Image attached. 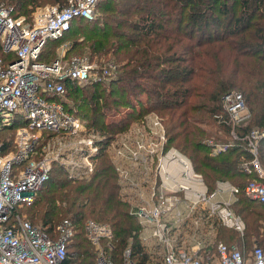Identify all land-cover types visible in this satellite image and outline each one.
<instances>
[{"label": "trees", "instance_id": "trees-1", "mask_svg": "<svg viewBox=\"0 0 264 264\" xmlns=\"http://www.w3.org/2000/svg\"><path fill=\"white\" fill-rule=\"evenodd\" d=\"M0 1L11 5L16 15L29 16L45 3L64 6L68 2ZM233 1L238 6L231 10L227 0H106L98 3L103 13L73 21L69 31L76 23L77 27L68 52L90 57V62L96 59L97 64L112 68L114 75L93 79L83 87L67 81L64 96L56 98L71 96L75 104L68 106L63 100L66 106L88 117L89 125L104 139L99 141L101 149L89 177L75 178L66 167L54 162L35 201L20 208L50 234L63 218H71L75 235L68 245L65 264H95L94 244L84 229L89 218L112 227L110 252L117 263L122 262L124 249L130 244L133 261L149 264V254L140 239L141 224L121 191L114 162L103 149L115 133L152 110L164 120L166 148L174 146L186 154L210 191L216 189L219 180L239 186L231 206L244 218L246 228L241 235L221 225L227 229L224 239L233 242L228 244L247 249L255 243L264 246V202L251 198L244 189L256 176L253 170L244 168L245 162L250 163L254 157L249 149L250 132L253 128L264 130V0ZM64 37L49 42L40 59H55L54 44ZM0 56L6 61L15 58L14 53L2 47ZM103 67L97 68L100 74ZM144 81L166 90L172 95L171 101H157ZM142 91H147L148 101L141 102L140 112L114 124L105 120L113 106L133 105L132 96ZM229 92L242 93L251 112L236 125L225 121L228 114L222 97ZM21 125H26L25 118L17 115L0 132H17ZM43 135L39 147L48 136L46 132ZM14 140L12 135L1 139L0 153L15 148ZM216 143L227 146L214 154ZM258 157L264 169V136L259 142Z\"/></svg>", "mask_w": 264, "mask_h": 264}, {"label": "built area", "instance_id": "built-area-1", "mask_svg": "<svg viewBox=\"0 0 264 264\" xmlns=\"http://www.w3.org/2000/svg\"><path fill=\"white\" fill-rule=\"evenodd\" d=\"M100 1L45 4L29 17L16 15L11 5L0 1V47L15 55L10 61L0 56V128L11 124L17 115L26 121L17 129L15 148L0 153V264H65L67 259L68 245L75 235L73 221L63 218L50 234L20 208L35 201L54 162H60L75 178L89 177L95 170L99 141L104 136L87 127L56 97L64 96L67 81L87 83L110 73V69L103 67L100 75L92 76L96 68L88 59L76 55L71 60L56 57L44 61L40 56L49 42L64 37L76 18H92ZM222 105L228 114L225 121L233 125L251 115L242 93H226ZM145 128L149 132L143 135L147 136H139L141 130L131 128L128 141L114 144L118 140L115 136L107 148L112 144L115 147L112 159L121 183L133 196L131 212L142 224L141 239L150 247L162 248L159 264H264V246L258 243L247 249L220 240L209 252L176 242L174 226L184 224L193 215L209 218L217 214L222 225L243 235L246 222L231 206L236 200L231 195L236 196L240 188L219 180L216 189L210 191L186 154L173 146L166 148V128L158 114L154 113ZM44 132H48V139L39 147ZM263 136L264 130H251L249 149L254 157L244 164L245 170L256 173L245 185V192L262 202L264 169L258 147ZM226 146L216 143L212 152L217 154ZM227 193L230 197H220ZM84 229L95 245V264H136L130 247L124 251L121 263L115 261L110 252L114 232L109 224L88 219Z\"/></svg>", "mask_w": 264, "mask_h": 264}, {"label": "rangeland", "instance_id": "rangeland-1", "mask_svg": "<svg viewBox=\"0 0 264 264\" xmlns=\"http://www.w3.org/2000/svg\"><path fill=\"white\" fill-rule=\"evenodd\" d=\"M103 1H106V0H101L99 2V4L101 5L103 3ZM227 1H228V6L230 7L231 10H233V8L238 6V4L237 3L235 4L233 0H227ZM45 4L47 5V4H53V3H45ZM99 4L95 8L94 15H97L98 13L99 14L103 13L100 10V5ZM25 16L29 17V15H25ZM76 27H77V23L75 24L73 29H71L66 34L64 39H62L61 41H58V42H56L54 44V47H53L54 54L52 55V58L57 56V57H61L63 59L71 60L72 57L76 56L74 51L68 52V50H67L68 47H70V45L72 43V39H73V35L72 34L76 30ZM81 57L84 58V59H88V61H90L89 60L90 57L88 58L85 55H82ZM92 63L94 64V66L96 68V73L95 72H91V75L92 76L100 75V71L97 68H102L103 66L97 64L96 59L92 60ZM112 75H114V72H113L112 69H110V73H107L105 76L102 75V77L105 79V78H107L106 76L110 77ZM91 81H93V80H90L87 83H89ZM87 83H82V84H80V86L83 87ZM144 85L148 88L149 91H151V92H153L155 94V99H157V101H162V102L171 101L172 95L169 94L166 90H163V89L159 88L158 86L154 85L152 82H149V81H144ZM132 99H133L132 100L133 101V105H130V106H128V105L127 106H113L111 108V110H109L106 113L105 120L107 122H110V123L114 124L115 122H119L118 120L125 119V118L128 119V116L130 114L132 115L133 112L134 113L140 112L141 108H142L141 102H143V100L144 101H148L147 91H142V92L138 93L137 95H133ZM63 100H65L67 102L68 106L69 105L72 106L73 104H75V102H74V100H73V98L71 96H65V98H63ZM154 113L158 114L159 117L162 118V116H160V114L157 113L154 110L142 115L139 119H136L133 122L131 121V123H130V125H129V127L127 129H125V130H123L121 132L115 133L114 137L116 136V138H118V140H117V142H113V143L114 144H118V143H123L124 141H128L130 139L131 133H132L131 132V128H135L137 131L141 130V132L138 133L139 136L143 135V133H148L149 130L146 129L145 127L148 128L149 124H151V117L154 115ZM77 114H80L79 116L86 122L87 127H90L91 129H94V130L97 131L96 128H94V127L89 125V118L88 117L82 115L83 113H81V112H79ZM15 133L17 134L16 131H13V132L12 131L9 132L7 130L6 131H1L0 132V140L3 139L4 137H6L7 135H12V137L14 136L16 138V134ZM47 134H48V132H46V135ZM143 136L145 137L147 135H143ZM150 136H152V135H150ZM150 136H148V137H150ZM41 137H45V135H43V136L41 135L40 138ZM99 137L103 138L101 135ZM151 138H155V137H151ZM47 139H48V137H47ZM47 139H46V141H47ZM68 140H70V139H68ZM111 140H110V142H111ZM231 141H233V140H230V142ZM110 142L107 143V145L104 147L103 150L112 159L113 156L111 155V153H112V151H113V149L115 147L113 146V144L112 145L110 144L111 145V146L109 145L110 148L109 147L107 148V146H108V144ZM100 147H101V145H100ZM97 159L98 158L96 157V162H97ZM112 161H113V159H112ZM58 163H60V162H58ZM119 180H120V177H119ZM120 184H121V187H122L121 191H123L125 199L127 201H129V203L131 205V203H133V196H132V194H130V190H127V188L124 187V185L121 183V181H120ZM206 209L208 210V207ZM204 212H205V210H204ZM65 218H70V217H65ZM89 219H94V218H89ZM138 220L140 222L139 218H138ZM99 222H103V221L99 220ZM104 223L109 224L107 222H104ZM140 224H141V222H140ZM221 225L222 224L220 223L217 214H215V215H213L212 217H209V218L208 217H204V218L202 217L201 218L198 215H196V216L193 215V217L188 218L187 221L184 224L175 225L174 226V232H173L174 239L180 245H184V246L186 245L189 248H192L194 246L196 251H202V250H204L206 248L208 251L212 252L215 249L216 243L218 241H220V240L225 241L227 243H233V242H228V241H226V239H224V238H227V236H225V233H226L227 229L223 228ZM143 231L144 230H143L142 224H141L140 233L142 234ZM140 239H141V237H140ZM141 241H142V244L144 245L145 251L148 252V254H149V258L150 259H149L148 263L149 264H159L160 263L159 261H160L161 255H162V253H161L162 252V248H160L159 246L150 247V246L145 244V241L143 239H141ZM148 244H152V242H148ZM103 245H105V241L103 242ZM93 247H94V250H95V245H93ZM128 247L131 248V245L129 244L127 246V248ZM127 248H125L124 251ZM74 264H76V263H74Z\"/></svg>", "mask_w": 264, "mask_h": 264}, {"label": "crops", "instance_id": "crops-1", "mask_svg": "<svg viewBox=\"0 0 264 264\" xmlns=\"http://www.w3.org/2000/svg\"><path fill=\"white\" fill-rule=\"evenodd\" d=\"M221 181H223V180H221ZM228 180H225L224 182H227ZM229 182V181H228ZM206 185V184H205ZM202 186V185H201ZM204 186V185H203ZM207 186V185H206ZM204 188H205V186H204ZM221 198H227V197H230V194H222L221 196H220ZM231 197H233V199H236V198H234V197H236L234 194H233V196L231 195Z\"/></svg>", "mask_w": 264, "mask_h": 264}]
</instances>
